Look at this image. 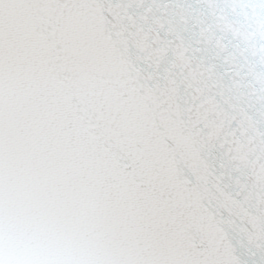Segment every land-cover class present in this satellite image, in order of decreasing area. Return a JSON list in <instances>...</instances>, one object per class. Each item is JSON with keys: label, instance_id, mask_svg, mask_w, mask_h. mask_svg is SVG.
<instances>
[{"label": "snow or ice", "instance_id": "obj_1", "mask_svg": "<svg viewBox=\"0 0 264 264\" xmlns=\"http://www.w3.org/2000/svg\"><path fill=\"white\" fill-rule=\"evenodd\" d=\"M0 264H264V0H0Z\"/></svg>", "mask_w": 264, "mask_h": 264}]
</instances>
